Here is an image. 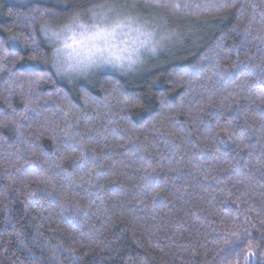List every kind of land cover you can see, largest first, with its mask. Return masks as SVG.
I'll return each mask as SVG.
<instances>
[{
	"label": "trees",
	"instance_id": "16d2710c",
	"mask_svg": "<svg viewBox=\"0 0 264 264\" xmlns=\"http://www.w3.org/2000/svg\"><path fill=\"white\" fill-rule=\"evenodd\" d=\"M177 2L0 0V264H264V0ZM116 9L169 41L57 76L41 25Z\"/></svg>",
	"mask_w": 264,
	"mask_h": 264
},
{
	"label": "snow or ice",
	"instance_id": "6c2138e0",
	"mask_svg": "<svg viewBox=\"0 0 264 264\" xmlns=\"http://www.w3.org/2000/svg\"><path fill=\"white\" fill-rule=\"evenodd\" d=\"M159 6V3L157 4ZM165 6L174 7L177 12L182 8H186V4L177 2L174 3L169 0V3ZM219 7H225L226 5H218ZM199 7V6H198ZM205 7H217V5H206ZM67 6H65V10ZM243 11V10H241ZM39 13L41 15H53V13L44 9H33L31 18L33 23L35 22V16ZM93 18H98V23H93L91 26L84 24L79 19V14L72 16L68 23H66L59 30H52L49 25H41V32L48 37L53 42H59V47H56L54 50V62L52 67L55 69V74L57 76L66 77L71 81L76 77L86 76L91 70L96 68H119L121 72L127 73L135 70L142 61L139 55V48L146 47V50L150 51L153 56H155L159 49H163L164 46L160 41L154 40V30L149 31L145 25H137L135 32L136 36H131L130 33H124L123 29L129 27L133 23V18L130 16L124 17L123 19H116L111 23H105L107 19L106 12H93ZM261 19L264 20V13H261ZM251 28V25H249ZM260 30L264 31V23L260 25ZM246 32L248 29L245 30ZM124 35L128 40L131 39L133 43L139 40V46L137 48V56L133 59L131 56L124 57L116 54V50L124 51L123 48L119 47L117 41L120 44L125 43L124 40H120V36ZM175 35V33H172ZM144 37V39H140ZM17 38L12 37V40L15 41ZM225 35H221L219 40L216 43L209 47L207 51L200 57L198 65H192L186 68H178L175 72L177 81H184L185 76L193 71L194 68L203 64L204 61L209 63L215 62V67L224 68L222 63L224 52L223 41ZM264 39V38H262ZM101 42H103L101 44ZM33 43L35 40L33 39ZM238 46L234 45V48ZM2 50V49H0ZM260 51V49H258ZM161 53L163 52L160 51ZM169 54H174L169 51ZM4 59L8 60V54L5 53ZM14 59V57L12 58ZM251 60V57L248 58ZM238 66L237 63L231 65L232 68ZM3 68H0L2 71ZM35 71V69H32ZM180 72H184L185 75H179ZM51 79L47 73H42L38 79L43 81L45 79ZM137 102H139L137 100ZM125 103L129 104L127 98H125ZM131 106V104H129ZM211 106V105H210ZM72 114H66V119L69 118ZM35 155V154H34ZM71 183V181L69 180ZM55 191V189H53ZM249 255H254V253H249Z\"/></svg>",
	"mask_w": 264,
	"mask_h": 264
},
{
	"label": "rangeland",
	"instance_id": "374dc122",
	"mask_svg": "<svg viewBox=\"0 0 264 264\" xmlns=\"http://www.w3.org/2000/svg\"><path fill=\"white\" fill-rule=\"evenodd\" d=\"M112 9H114V8H112ZM99 12H101V10H99ZM103 12H105V11H103ZM106 13H107V19L105 20V23H111V22H113L114 20H116V19H123L124 17H127V16H130V17H132L133 18V23H131V25H130V28L129 27H125L124 29H123V32L124 33H130V35L131 36H136V32H135V29H136V27H137V25L139 24V25H145L146 26V28L149 30V31H153L154 30V36H153V39L154 40H157V41H169V38L167 39V36H165V35H163V33L161 32V29H163V27L164 26H162V24L161 25H157L156 27H154V25H152L151 23H150V21H147V20H141L142 18H139V17H136L134 14H132L131 15V13H125L124 11H120V10H118V9H116V11L115 10H108V11H106ZM81 22H83L84 24H87V25H89V26H91L93 23H98L99 22V20H98V18H93V16H92V14H91V16L89 17V19H85V20H80ZM152 26V27H151ZM52 29V28H51ZM59 29H61V28H59ZM59 29H52V30H59ZM160 31V32H159ZM47 39H49L48 37H47ZM140 39L142 40V39H144V37H140ZM50 40V39H49ZM120 40H124L125 41V43H123V44H120L119 43V41H117V43L119 44V47H129L130 45H129V40L124 36V35H121L120 36ZM51 42L53 43V45H54V50H55V48L56 47H59V42H53L52 40H51ZM103 42H101V44H102ZM135 45L138 47L139 46V40H137L136 42H135ZM146 47L147 46H145V47H141V48H139V55H140V57H141V60L143 59V58H145V56L147 55V57H148V59L150 60L151 58H154L158 53H159V48H158V52H157V54L155 55V56H153L152 54H151V52L150 51H148V50H146ZM53 62H54V54H53ZM106 71H115V72H121V70H114V69H112V68H110V67H108V68H96V69H93V70H91V72H89L87 75L88 76H91L92 74H94V73H97V72H106ZM61 77V76H60ZM62 78H64V79H66V77H62ZM68 79V78H67Z\"/></svg>",
	"mask_w": 264,
	"mask_h": 264
},
{
	"label": "clouds",
	"instance_id": "9594fccd",
	"mask_svg": "<svg viewBox=\"0 0 264 264\" xmlns=\"http://www.w3.org/2000/svg\"><path fill=\"white\" fill-rule=\"evenodd\" d=\"M129 47H123L124 51H120L119 49L116 50V54L117 55H121L124 57H128L131 56L133 59L136 58L137 56V46L135 45V43H133V41L131 39H129ZM122 48V47H120ZM141 59V57H140ZM114 70H120L119 68H112Z\"/></svg>",
	"mask_w": 264,
	"mask_h": 264
}]
</instances>
